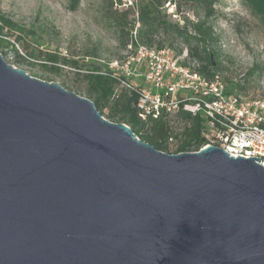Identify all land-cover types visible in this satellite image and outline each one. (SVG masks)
Returning <instances> with one entry per match:
<instances>
[{"label": "water", "instance_id": "1", "mask_svg": "<svg viewBox=\"0 0 264 264\" xmlns=\"http://www.w3.org/2000/svg\"><path fill=\"white\" fill-rule=\"evenodd\" d=\"M167 153L0 53V264H264V167Z\"/></svg>", "mask_w": 264, "mask_h": 264}, {"label": "rangeland", "instance_id": "2", "mask_svg": "<svg viewBox=\"0 0 264 264\" xmlns=\"http://www.w3.org/2000/svg\"><path fill=\"white\" fill-rule=\"evenodd\" d=\"M123 3L130 5L131 0ZM163 9L172 21H179L184 15L197 21L206 15L196 0H167ZM102 10L103 0H0V28L8 42L7 46L3 44L0 53L9 63L32 76L58 82L88 98L85 91L77 88L85 87L86 81L75 68L68 65L63 66L60 74L49 73L41 61L44 55L59 54L78 61L85 71L124 57L126 49L120 47L115 28L105 20ZM214 10L211 24L219 41L212 48L219 52L215 59L218 72L226 81L244 87V90H235L237 93L249 97L263 95L264 23L242 0H219ZM19 27H24L25 32H20ZM17 37L22 38L24 45L17 42ZM26 45L38 55L37 59L27 56ZM186 46L179 41L171 47L185 51Z\"/></svg>", "mask_w": 264, "mask_h": 264}, {"label": "built area", "instance_id": "3", "mask_svg": "<svg viewBox=\"0 0 264 264\" xmlns=\"http://www.w3.org/2000/svg\"><path fill=\"white\" fill-rule=\"evenodd\" d=\"M131 35L126 55L108 64L119 86L137 94L141 119L164 116L180 138L184 116H199L205 140L199 150L214 144L231 156L261 158L264 167V94L228 93L226 79L219 72L206 76L188 50L159 49L144 44L137 31Z\"/></svg>", "mask_w": 264, "mask_h": 264}, {"label": "trees", "instance_id": "4", "mask_svg": "<svg viewBox=\"0 0 264 264\" xmlns=\"http://www.w3.org/2000/svg\"><path fill=\"white\" fill-rule=\"evenodd\" d=\"M167 0H131L130 5L123 3V0H103V14L105 20L111 23L117 33V40L121 48L126 49L131 42L134 31H137L138 38L148 46H155L159 49L173 46L179 41L187 44L189 56L203 64L202 72L211 77L218 72L219 65H216V58L219 52L213 49L219 41L211 24V17L214 14V5L219 0H196L206 12L205 18L197 21L191 20L188 16H182L181 20L172 21L168 18L163 6ZM172 1V0H169ZM191 2L193 0H184ZM248 7L259 16L264 23V0H242ZM126 4V5H124ZM124 5V7L122 6ZM121 8V9H120ZM12 26L10 21H6ZM139 23V26L137 24ZM20 32H25L24 27H19ZM0 28V49L3 44H8ZM157 37L161 40L157 41ZM17 42L24 45L22 38L17 37ZM27 56L37 59L38 55L29 51L26 45ZM182 53L180 49L176 51ZM18 56L22 57L18 53ZM42 66L46 72L60 74L63 66L70 65L75 68L79 75L86 81L85 87H77L85 91L87 97L93 101L97 110L106 118L115 122H123L129 125L136 135L143 141L152 144L158 150L173 154L185 151H198L205 143L201 135L202 121L199 116H184L185 128L179 138L178 131L171 129L167 118L161 116L157 119L143 120L139 116L136 106L137 94L124 87H120L118 81L111 75L112 69L108 61L105 65H95L83 71L78 61H70L61 55H44ZM33 64V63H31ZM228 93L235 90H244L239 83L228 81ZM173 136L177 142H170Z\"/></svg>", "mask_w": 264, "mask_h": 264}]
</instances>
